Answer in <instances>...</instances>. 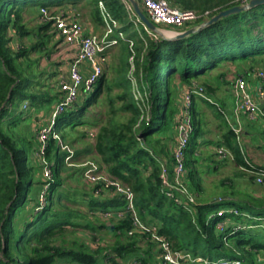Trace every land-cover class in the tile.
<instances>
[{
  "label": "trees",
  "instance_id": "obj_1",
  "mask_svg": "<svg viewBox=\"0 0 264 264\" xmlns=\"http://www.w3.org/2000/svg\"><path fill=\"white\" fill-rule=\"evenodd\" d=\"M169 1L201 15L209 11V17L238 4L236 0ZM42 7L50 17L61 11L84 9L99 25L107 20L110 25L119 24L112 34L119 48L113 66L116 75H108V63L95 90L58 115L55 130L84 122L74 119L84 116V111L105 92L109 104L106 114L110 117L94 119L101 124L87 150L111 179L131 189L136 216L144 224L156 226L157 233L173 247L211 263L239 260L241 264H264V195L236 189L232 182L223 180L229 191L216 199H203L198 167L200 145L211 144L215 153L209 155L208 167L213 162L217 170L231 153L245 173L248 170L244 168H261L245 159L240 134L233 127L236 124L231 125V114L213 97V85L208 79L199 80L228 61L239 62L238 74L248 80L264 69V4L224 16L187 36L169 39L149 30L126 0H0V264H126L131 258L139 264H150L156 260L154 248L158 247L161 255L152 232L129 233L134 227V212L115 185L107 187L104 180H99L93 186L85 183V188L70 186L68 178L76 172L82 175L84 167H74L68 173L72 168L65 159L69 152L60 140L51 135L43 155L33 158L41 141L30 135L28 125L27 132H20L31 107L60 98L58 87L57 94L49 95L36 86L44 84L38 81L41 74L31 69L38 58L25 65L30 53L45 49L46 38L53 37L52 31L56 33L53 18L44 19ZM28 17L37 25L29 27ZM205 19L203 16L173 28L185 30ZM28 35L38 36L40 41L28 45L24 41ZM114 46L108 49L109 57ZM55 74L60 72L53 71ZM194 82L204 87L211 100L193 95L185 182L195 201L187 206V195L174 191L171 197L166 193L162 170L168 165L173 172L176 161L172 144L177 143L183 107L179 96L183 84ZM26 101L29 107L24 109ZM202 104L224 124L222 138L217 141L205 136L207 122ZM88 130L83 134L86 137H90ZM61 136L65 143L72 144L67 134ZM220 147L225 148L223 153ZM76 152L78 156L84 151ZM45 166L51 170V177H36L37 169L44 173ZM250 174L257 183L255 174ZM86 229L90 231L86 233ZM103 229L116 236L111 247L101 244L94 248L89 240L70 237L78 232L95 240V231Z\"/></svg>",
  "mask_w": 264,
  "mask_h": 264
},
{
  "label": "built area",
  "instance_id": "obj_2",
  "mask_svg": "<svg viewBox=\"0 0 264 264\" xmlns=\"http://www.w3.org/2000/svg\"><path fill=\"white\" fill-rule=\"evenodd\" d=\"M126 1L129 2L128 0ZM139 1H141L144 8L149 13L150 18L160 25L181 27L188 22H195L203 16H205L206 19L209 17V11L201 15L194 10L184 9L173 5L169 0ZM248 1L249 0H236L237 3L241 4ZM41 11L44 19H49V11L45 7H42ZM79 14V12L74 10H66L61 11L55 17H50L53 18V27L56 36L58 35L66 46L64 56L68 60V71L66 74L60 75V73V76H58L60 98L50 114L48 123L43 124L38 136L41 145L37 151V156L43 155L46 142L52 135L60 140L64 149L68 150L69 154L66 156V161L68 162H71L70 160L73 159L75 153L70 149L69 144L63 141L61 134L59 135L57 130H55L58 115L72 107L74 103L78 101L82 93L86 95L95 90L98 81L105 72L110 61L108 49L113 44L117 43V39L111 37V35L101 39L87 22L82 21ZM118 26L119 24L117 22H114L113 25H109V34L114 32V27L117 28ZM256 76L258 80L255 87L251 86L248 78L243 75H238L232 82L234 113L237 117H239L240 114L245 113L250 119L261 118L264 120V69H259ZM194 94L202 95L211 100L206 94L204 87L195 82L193 85H186L183 88V107L182 112L179 115V122L177 124V143L173 151L176 162L174 163L173 172H170L168 165H163L162 170L166 193L171 197L175 196L174 191L187 195L189 199V201L185 202L187 206L189 202L195 201L194 195L190 192L188 185L185 182V158L190 135L192 133L191 109ZM233 127L237 134L242 132V126L240 124ZM95 134L96 130H89V136L91 138H93ZM219 152L223 153L224 148L220 147ZM249 164L251 165L250 162ZM96 168L94 169V167L91 166L88 167L85 171V175L95 181L104 180L107 187L115 185L117 192H122L126 195L128 208L134 212V227L129 230V233L133 234L136 230L152 232L153 239L158 242L161 249L162 264H191L194 261L213 264L201 256L192 255V253L187 250L173 247L170 241H168L163 235L157 233L156 226L144 224L136 216L133 201L134 194L131 189L122 183L111 179L109 176L98 175L95 173ZM244 169L255 174V181L257 183H264V168H260L259 170H252L249 168ZM44 175L46 177H51V170L47 166L44 167ZM45 188H47V185ZM44 198L45 197L42 194L41 199L43 201H45ZM219 214H223V211H219ZM134 264H139V261L135 260ZM217 264H241V262L239 260L235 262L226 260L220 261L219 263L217 262Z\"/></svg>",
  "mask_w": 264,
  "mask_h": 264
},
{
  "label": "rangeland",
  "instance_id": "obj_3",
  "mask_svg": "<svg viewBox=\"0 0 264 264\" xmlns=\"http://www.w3.org/2000/svg\"><path fill=\"white\" fill-rule=\"evenodd\" d=\"M80 11L81 12H79L80 13L79 15L81 16L82 21L87 22L92 27L93 31L101 39L104 37L110 36V35H111V37H114L113 36L114 32L109 34V30H110L109 25L110 24H109L108 20L106 21V24H104V25L100 24L99 25L95 20L92 19V16H90V14H88V11H85L84 9H82ZM31 19H32V17H28L27 21H28L29 27L32 28V27L37 25V21L31 20ZM161 26L169 28V26H166V25H161ZM52 33H53L52 34L53 37L50 36L51 38L50 37L46 38V39H48V43L46 44V48L45 49L39 48V49H36L35 51H33L32 53H30L29 60L26 61V63H25V65H27L29 61H33L37 58L39 59L38 64L32 66L31 69H33V71H35L36 73H39V75L41 74L38 81H41L42 83H44L43 85L37 84L36 86L38 88L42 89V91L49 92V95H52V94L55 95L58 93V91H57L58 86L56 85V84H58V81H57L58 76L64 75L68 71V60L64 56L65 51H66V46L63 44L62 39H60L58 37V35L57 36L55 35L56 33H54L53 31H52ZM34 34L37 35L36 32H34ZM24 41L28 45H32V44H34L40 40H39L38 36L32 37L31 35H28L24 38ZM117 43H115L113 50H111L110 61H109L110 68H109V72H108L109 76H115L116 75V71L113 70V66L115 65V63L118 60V59H116V56H115L119 51V48L116 45ZM47 51L49 52L48 55L46 54V53H48ZM239 67H240L239 62H231V61L226 62L224 64V66L220 67V69L221 68L224 69L223 71L227 74V77H228V80L226 81L225 84L230 85L229 81L234 80L235 77L237 75H239L238 74ZM53 71L54 72L59 71L61 74L60 75L58 74L57 76L55 74L53 76L52 75ZM216 71H220V70H216ZM43 73H45V74H43ZM255 77H257V76H255ZM208 78L209 77L207 75H202L201 79H208ZM199 83H201V82H199ZM37 87L34 88L35 91L40 92V90ZM225 88H226V86H225ZM226 90H228V89L226 88ZM158 93H159V86L156 89V94H158ZM106 96H107V94L105 92L102 93L99 100L96 103H93L89 107V109H86V111H84V116L77 117L76 119H74L75 122H77V121L78 122L84 121V122H82L80 124H76L74 127L67 126L65 129H64V127H59V130H57V133L59 135L61 133H65L69 136L68 141H72V144L69 146H70V149H72L73 152L75 153V158L70 160L71 162L67 161L68 164L70 166H72V168H70V171H68V173H71V171H73L74 167H77V168H83L84 167V171H83L82 175L78 174V172H76L75 173L76 177L71 176L68 178V184L72 187L85 188V186H86L85 183H89L92 186L97 183V181L92 180L85 175L86 169L90 166L94 167V169L97 167L95 173H97L98 175L108 176L106 173L107 171L104 168H102L101 164L96 160L94 155L92 153H89V151L87 150L88 145L90 144V141L92 140V138L86 137L85 135H83L85 133L84 131H86V129H89V130H97L98 129V127L100 126L101 123L93 122L94 119L100 118V117L108 119L110 117V115H109V117L107 115L109 113V106H108L109 104H108V101L106 99ZM138 96L140 98L141 94L138 93ZM179 97L182 100L183 97L182 96H179ZM80 99L81 98H79L78 101L83 102V99L82 100H80ZM56 101H50V102L46 101L45 104L42 103V104H39L37 106L31 107L28 110L27 119L24 120L23 123H21V125L24 127V129H23L24 131L22 129H20V132L25 133V132H27V129L30 128V130H31L30 135H32L34 137L39 136V133H40L39 131H41L44 122H46L47 117L50 116V111H51L52 107L56 105ZM27 107H29L28 101L23 103V108L26 109ZM38 108H40V109H38ZM99 113H101V114L97 115ZM118 118L124 119L125 117L122 115H119ZM205 119H206L207 123L204 127L207 131L205 133V136L207 137V139H209V141H217V140L221 139L222 135H223V131L225 130V128L223 126L224 124L223 125L221 124V120L218 119L216 116H214V114L209 109L205 110ZM216 123H218L219 125L216 126ZM27 125H28V128L25 127ZM218 127H220V129H218ZM89 130H88V132H89ZM213 146L214 145H211V144H201L199 147V149H200L199 155H200L201 161L198 164L199 165L198 167L200 168V172H201L200 175L202 178V185L204 188L203 192H202L203 199L204 198L207 200L216 199V198L220 197L219 195L221 193L229 191L225 186L222 185L223 180H226L227 183L232 182L231 184L234 185V187L236 189H241L244 191L250 190L251 192H253V190H255L254 191L255 195H264L263 187L260 186L259 183H255L254 181H252V179L250 178L251 172L248 171L249 173L247 172L248 173L247 174L244 171H242V169L236 164L235 160L232 158H229V156H228L227 161L220 164L219 167L217 168V170L215 168H213V166H214L213 162H212V165L210 167H208V163L210 162V159L208 157L210 154L215 153V147H213ZM79 149L83 150L84 152H82L81 155L77 154L78 156H76V153H77L76 151ZM85 151H86V153H85ZM36 156H37V151H36V153L33 154V158H35ZM218 158L221 159L220 156ZM213 169H215V170H213ZM36 173H37L36 177L39 178L42 176V178H44V175H43L44 173L40 172L39 169H37ZM44 200H45V198H44ZM89 231H90L89 229L85 230L86 233H88ZM94 235L96 236L95 240H94V238L90 239L89 236L84 235L83 233H78V232L75 233V235L71 234L70 237L74 238V237L80 236L81 238L89 240L93 244L94 248L98 247L101 244L102 245L105 244L106 246L111 247L116 242V236L112 232H110L108 229H103L99 232L95 231ZM217 259H218V257L214 258L215 261H217ZM194 263L205 264V262H195V261H194Z\"/></svg>",
  "mask_w": 264,
  "mask_h": 264
},
{
  "label": "crops",
  "instance_id": "obj_4",
  "mask_svg": "<svg viewBox=\"0 0 264 264\" xmlns=\"http://www.w3.org/2000/svg\"><path fill=\"white\" fill-rule=\"evenodd\" d=\"M139 3L141 7L144 9V11L147 12L141 1H139ZM147 14L149 15L148 12ZM192 25H194V23L188 26L191 27ZM182 30L183 29L177 31H182ZM169 32H170L169 34L172 35L173 32L176 31L170 30ZM220 67L222 66L212 69L210 71V74L207 75L209 77L208 81L215 88L213 97H215V99H217L219 102L223 103L227 111L231 114L232 116L231 117L232 122L230 121L232 123L231 125L233 126L234 124L236 125L240 124L242 126V132L240 133V136L238 138L242 146V149L244 151L245 159L252 162L254 165L258 167L264 168V120L261 118L250 119L245 113H242L239 115V117H237V115L234 113V95H233L232 85L225 84L226 81L228 80V77L227 74L225 77H223L222 72H224L223 71L224 69L222 68L220 69ZM216 70H220V71H216ZM199 81L201 82L202 79ZM249 81L251 83V86L255 87V84L257 83V77L253 75L249 78ZM224 85L228 90H226ZM185 86L186 85L183 84L182 89ZM84 97L85 95L82 93L80 96L81 98L80 100H82V98ZM202 106H204L205 110L209 109L205 106V104H202ZM46 120L47 121L49 120V116L47 117ZM218 125L219 124L216 123V126ZM218 129H220V127H218ZM174 147L175 144L174 145L172 144V151H174ZM228 156L229 158L233 159V155L231 153H229ZM260 186H262L264 190V183H261ZM153 252L155 254L156 260L150 264H162V257L160 255V250L158 249V247L154 248ZM134 261L135 259L131 258L127 261L126 264H134ZM191 264H198V263L193 262Z\"/></svg>",
  "mask_w": 264,
  "mask_h": 264
},
{
  "label": "water",
  "instance_id": "obj_5",
  "mask_svg": "<svg viewBox=\"0 0 264 264\" xmlns=\"http://www.w3.org/2000/svg\"><path fill=\"white\" fill-rule=\"evenodd\" d=\"M128 1L131 3V5H132L135 13L138 15L139 19L146 25V27L149 30L153 31L154 33L158 34L159 36L169 38V39H176V38L187 36L190 33L197 31L204 26H207L209 24H212V23L220 20L224 16H228V15H231L234 13H240V12L246 11L248 9H251L257 5L264 4V0H249L246 3H242V4L238 3V4H236L230 8L219 11L218 13L214 14L213 16H211V17H209V18H207L201 22L195 23L194 25H192L191 27H189L185 30L177 31L180 29H178V28L176 29L173 27H171V28L170 27L169 28L162 27L160 24H157L156 22H154L150 18V16L144 11V9L141 7L139 0H128ZM170 30H175L176 32H173V34L171 35V34H169Z\"/></svg>",
  "mask_w": 264,
  "mask_h": 264
}]
</instances>
